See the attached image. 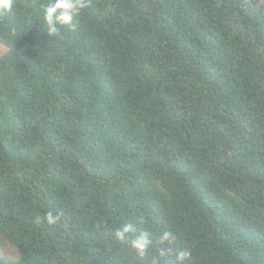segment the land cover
I'll use <instances>...</instances> for the list:
<instances>
[{"label":"trees","instance_id":"16d2710c","mask_svg":"<svg viewBox=\"0 0 264 264\" xmlns=\"http://www.w3.org/2000/svg\"><path fill=\"white\" fill-rule=\"evenodd\" d=\"M86 2L0 17V264H264V0Z\"/></svg>","mask_w":264,"mask_h":264},{"label":"clouds","instance_id":"9594fccd","mask_svg":"<svg viewBox=\"0 0 264 264\" xmlns=\"http://www.w3.org/2000/svg\"><path fill=\"white\" fill-rule=\"evenodd\" d=\"M15 6V0H0V17L9 15ZM87 6L86 0H48L43 6L42 14L47 25V34H55L58 26H74V21L82 14ZM47 224L56 225L60 220V215L49 211L45 214ZM136 232V226L132 223L122 225L113 233V238L117 242L127 243L128 246L137 255L143 257L149 250L152 241L149 234L141 232L132 236L131 233ZM170 238V233L163 232L159 237V243L164 245ZM166 248L160 249V255H167ZM188 253L185 251L178 252L175 256V264H184Z\"/></svg>","mask_w":264,"mask_h":264},{"label":"rangeland","instance_id":"374dc122","mask_svg":"<svg viewBox=\"0 0 264 264\" xmlns=\"http://www.w3.org/2000/svg\"><path fill=\"white\" fill-rule=\"evenodd\" d=\"M7 52H8V47L6 45H4L0 41V57H2ZM12 251H13V248L9 244L0 246V257H4L6 259H11V253H12Z\"/></svg>","mask_w":264,"mask_h":264}]
</instances>
